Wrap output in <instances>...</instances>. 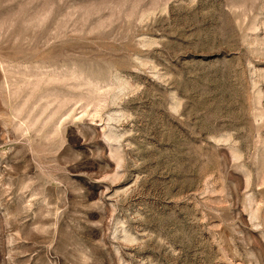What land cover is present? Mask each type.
<instances>
[{
	"label": "rangeland",
	"instance_id": "obj_1",
	"mask_svg": "<svg viewBox=\"0 0 264 264\" xmlns=\"http://www.w3.org/2000/svg\"><path fill=\"white\" fill-rule=\"evenodd\" d=\"M0 264H264V0H0Z\"/></svg>",
	"mask_w": 264,
	"mask_h": 264
}]
</instances>
